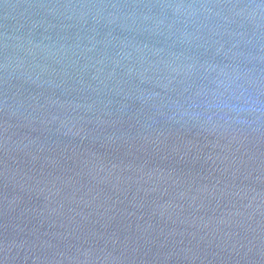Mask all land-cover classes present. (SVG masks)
Returning a JSON list of instances; mask_svg holds the SVG:
<instances>
[{"label": "water", "instance_id": "95a60500", "mask_svg": "<svg viewBox=\"0 0 264 264\" xmlns=\"http://www.w3.org/2000/svg\"><path fill=\"white\" fill-rule=\"evenodd\" d=\"M0 264H264V0H0Z\"/></svg>", "mask_w": 264, "mask_h": 264}]
</instances>
